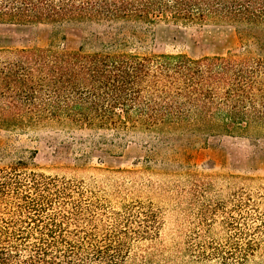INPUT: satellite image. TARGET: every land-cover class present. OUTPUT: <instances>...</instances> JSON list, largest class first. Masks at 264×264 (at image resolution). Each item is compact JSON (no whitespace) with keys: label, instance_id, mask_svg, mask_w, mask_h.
<instances>
[{"label":"trees","instance_id":"1","mask_svg":"<svg viewBox=\"0 0 264 264\" xmlns=\"http://www.w3.org/2000/svg\"><path fill=\"white\" fill-rule=\"evenodd\" d=\"M211 21L241 39L264 26V0H0V21ZM51 122L117 134L264 137V51L140 54L118 40L87 51L0 49V128ZM82 183L17 161L0 167V264H154L132 241L155 232L138 204L104 215Z\"/></svg>","mask_w":264,"mask_h":264},{"label":"rangeland","instance_id":"2","mask_svg":"<svg viewBox=\"0 0 264 264\" xmlns=\"http://www.w3.org/2000/svg\"><path fill=\"white\" fill-rule=\"evenodd\" d=\"M120 41L140 54L190 57L264 51V26L241 39L211 21H0V49L90 51ZM23 161L48 176L82 183L83 203L103 220L138 204L156 217L131 256L154 264H264V137L117 134L46 122L0 128V167Z\"/></svg>","mask_w":264,"mask_h":264}]
</instances>
